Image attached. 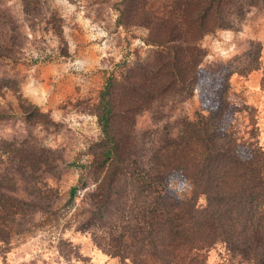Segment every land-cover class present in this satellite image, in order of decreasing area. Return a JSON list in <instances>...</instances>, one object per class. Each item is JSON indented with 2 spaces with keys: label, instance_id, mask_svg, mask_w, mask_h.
Segmentation results:
<instances>
[{
  "label": "rangeland",
  "instance_id": "374dc122",
  "mask_svg": "<svg viewBox=\"0 0 264 264\" xmlns=\"http://www.w3.org/2000/svg\"><path fill=\"white\" fill-rule=\"evenodd\" d=\"M146 2L152 12L169 4ZM127 4L0 0L7 23L0 34L12 28L20 44L11 50L14 62H0V264H133L140 197L147 206L157 196L153 185L142 183L166 158L156 154L161 138H172L174 121L199 108V93L176 103L167 91L149 109L141 107L140 67L154 71L157 52L170 54L171 43L164 49L147 43L152 28L135 25L132 11L119 23ZM248 41L261 45L260 68L245 77L233 74L227 97L237 109V138L264 149V6L234 29L204 35L199 67L217 76ZM168 78L152 76L144 86L154 91ZM169 181L181 196L187 192V185ZM116 242L125 259L112 255ZM150 250L135 258L138 263L153 264ZM205 263L238 259L217 246Z\"/></svg>",
  "mask_w": 264,
  "mask_h": 264
},
{
  "label": "trees",
  "instance_id": "16d2710c",
  "mask_svg": "<svg viewBox=\"0 0 264 264\" xmlns=\"http://www.w3.org/2000/svg\"><path fill=\"white\" fill-rule=\"evenodd\" d=\"M126 1L127 11L119 12V23L132 11L135 25L152 28L153 38L147 43L158 48L171 43L170 54L157 52L154 71H148L147 65L140 67L145 68L138 83L144 95L141 107L149 109L167 91L176 103L192 101L199 93V108L174 121L172 138L169 134L161 138L156 154L166 158L142 183L144 188L153 185L157 196L147 206L140 197L143 226L136 228L140 238L133 264H145L135 258L146 254L143 251L149 245L153 264H206L209 252L217 246L229 258L238 259V264H264V149L237 138L232 130L237 109L227 97L233 74L245 77L260 68L261 45L248 41L246 51L217 76L199 67L205 54L198 48L204 35L236 28L247 14L262 8L264 0H169L155 12L146 8V0ZM4 19L0 18V27L7 26ZM13 31L0 34V62L17 59L11 53L20 46ZM164 73L169 78L162 86L147 91L144 84ZM112 109H106L99 120L105 121ZM171 177L178 185L188 186L182 196L171 189ZM144 191L138 190V196ZM200 198L203 206L198 204ZM114 249L113 256L125 259L119 254V243Z\"/></svg>",
  "mask_w": 264,
  "mask_h": 264
}]
</instances>
